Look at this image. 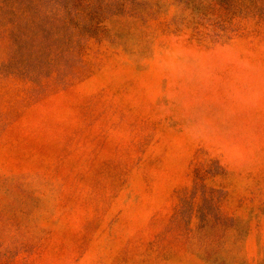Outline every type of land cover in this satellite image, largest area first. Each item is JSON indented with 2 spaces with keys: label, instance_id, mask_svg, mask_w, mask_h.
Here are the masks:
<instances>
[{
  "label": "rangeland",
  "instance_id": "rangeland-1",
  "mask_svg": "<svg viewBox=\"0 0 264 264\" xmlns=\"http://www.w3.org/2000/svg\"><path fill=\"white\" fill-rule=\"evenodd\" d=\"M0 264H264V0H0Z\"/></svg>",
  "mask_w": 264,
  "mask_h": 264
}]
</instances>
